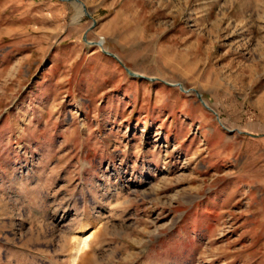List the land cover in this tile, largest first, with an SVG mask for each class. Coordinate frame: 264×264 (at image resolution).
<instances>
[{"label":"rangeland","instance_id":"374dc122","mask_svg":"<svg viewBox=\"0 0 264 264\" xmlns=\"http://www.w3.org/2000/svg\"><path fill=\"white\" fill-rule=\"evenodd\" d=\"M80 1L0 0V264H264V0Z\"/></svg>","mask_w":264,"mask_h":264},{"label":"bare ground","instance_id":"6f19581e","mask_svg":"<svg viewBox=\"0 0 264 264\" xmlns=\"http://www.w3.org/2000/svg\"><path fill=\"white\" fill-rule=\"evenodd\" d=\"M75 4L79 8V11H78V14H77V18H76V21H79L83 17L84 11L86 9H85V7L83 5V2L81 3V1H80V3H75ZM80 243L84 244V243H86V240H84L82 242L80 241Z\"/></svg>","mask_w":264,"mask_h":264},{"label":"water","instance_id":"95a60500","mask_svg":"<svg viewBox=\"0 0 264 264\" xmlns=\"http://www.w3.org/2000/svg\"><path fill=\"white\" fill-rule=\"evenodd\" d=\"M73 1H75V2H80V0H73ZM85 14L88 15L87 9L85 10ZM105 52H107V51H105ZM108 54L111 55V56H113V57H115V58H117V56L113 55L112 53H108ZM128 72H129V74H130L131 76L141 77L140 75H137V74L131 72L130 70H128ZM178 85H179V84H178ZM182 90H183V92H186V93L191 91V89L186 90V89H184V88H182ZM199 98L201 99L200 95H199ZM201 100H202V99H201ZM202 102H203V104H204L206 107H208V106L206 105V103H205L203 100H202Z\"/></svg>","mask_w":264,"mask_h":264}]
</instances>
